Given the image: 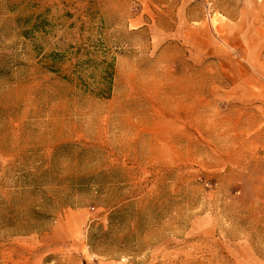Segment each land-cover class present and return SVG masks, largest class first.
<instances>
[{
  "label": "rangeland",
  "instance_id": "obj_1",
  "mask_svg": "<svg viewBox=\"0 0 264 264\" xmlns=\"http://www.w3.org/2000/svg\"><path fill=\"white\" fill-rule=\"evenodd\" d=\"M241 1L0 0V264H264Z\"/></svg>",
  "mask_w": 264,
  "mask_h": 264
},
{
  "label": "crops",
  "instance_id": "obj_2",
  "mask_svg": "<svg viewBox=\"0 0 264 264\" xmlns=\"http://www.w3.org/2000/svg\"><path fill=\"white\" fill-rule=\"evenodd\" d=\"M209 42L232 88L264 97V0H242L235 18L221 23L219 37Z\"/></svg>",
  "mask_w": 264,
  "mask_h": 264
}]
</instances>
